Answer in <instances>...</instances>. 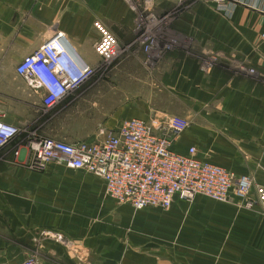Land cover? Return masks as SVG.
<instances>
[{
    "label": "crops",
    "instance_id": "obj_1",
    "mask_svg": "<svg viewBox=\"0 0 264 264\" xmlns=\"http://www.w3.org/2000/svg\"><path fill=\"white\" fill-rule=\"evenodd\" d=\"M153 7L141 13L125 0H0V106L19 128L0 148V264L28 257L40 264H216L215 252L221 264H264L259 204L198 194L192 204L176 198L167 210H137L109 196L98 175L34 162L35 139L93 141L99 123L114 129L128 118L177 115L190 124L173 150L194 146L199 158L264 185V13L242 4L223 12L205 0H154ZM152 16L157 46L146 52L138 38ZM95 21L118 37L120 53L93 84L86 80L46 107L45 90L30 86L18 63L62 32L80 59L102 68ZM75 95L93 98L102 119L96 129L47 136L55 130L46 114ZM135 243L164 251L147 254Z\"/></svg>",
    "mask_w": 264,
    "mask_h": 264
},
{
    "label": "built area",
    "instance_id": "obj_2",
    "mask_svg": "<svg viewBox=\"0 0 264 264\" xmlns=\"http://www.w3.org/2000/svg\"><path fill=\"white\" fill-rule=\"evenodd\" d=\"M131 10L149 13L154 0H125ZM219 11L228 12L232 5L242 4L264 13V0H205ZM100 39L95 51L101 67H109L120 53L118 37L101 21H95ZM148 27L138 38L146 52L157 46L159 20L150 17ZM264 41V26L261 31ZM17 73L32 87L45 90L43 104L51 108L70 91L77 89L95 72L80 59L62 32H56L16 67ZM190 121L177 115H164L145 120L138 117L122 120L114 128L99 124L93 141L67 142L39 138L29 143L34 162L43 165L55 161L72 169H82L100 176L109 196L135 209L159 207L169 209L176 198L193 201L202 194L221 202H234L264 209V185L249 174H239L197 156L196 147L187 153L173 150V143ZM19 133V128L6 120L0 106V148ZM16 264H40L28 257Z\"/></svg>",
    "mask_w": 264,
    "mask_h": 264
},
{
    "label": "rangeland",
    "instance_id": "obj_3",
    "mask_svg": "<svg viewBox=\"0 0 264 264\" xmlns=\"http://www.w3.org/2000/svg\"><path fill=\"white\" fill-rule=\"evenodd\" d=\"M153 11H154V7L150 9V12ZM109 69L110 67L108 66L95 69L94 74L87 80L86 83H84V85L93 84L95 77H97L98 74L104 71H105L104 74H106V72H108ZM81 86H83V84ZM93 105H94V101L92 97L91 99L88 98L83 99L81 97L78 98L77 95H75L71 97V99L65 100V102L62 103V106L60 108L54 109L46 114V116L51 117V119L48 120L49 123H47V128L48 129L54 128L55 130L54 132H49L50 134H48L47 136H54L57 138L64 139L63 134L76 135L80 132H89L92 129H96L97 124L102 119L100 115L95 113ZM57 110H59L60 112L57 113ZM187 203L192 204L193 202L187 201ZM159 209L167 210L162 208ZM156 246H157L156 244H147V243L134 244V248H137L139 250H144L146 251L147 254L150 253L151 255L157 256V254H161L164 251L163 250L164 248H163V244H158V248L155 249ZM169 246L174 247V245H169ZM185 253L187 252L182 253L184 258L187 257L185 256ZM214 258L216 264H221L220 252H215Z\"/></svg>",
    "mask_w": 264,
    "mask_h": 264
}]
</instances>
